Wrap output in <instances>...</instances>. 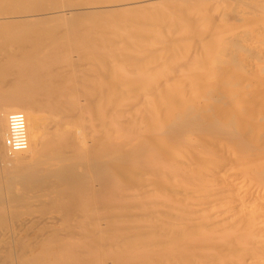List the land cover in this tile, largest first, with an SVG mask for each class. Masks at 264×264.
I'll use <instances>...</instances> for the list:
<instances>
[{
	"label": "bare ground",
	"instance_id": "obj_1",
	"mask_svg": "<svg viewBox=\"0 0 264 264\" xmlns=\"http://www.w3.org/2000/svg\"><path fill=\"white\" fill-rule=\"evenodd\" d=\"M0 264H264V0H0Z\"/></svg>",
	"mask_w": 264,
	"mask_h": 264
},
{
	"label": "built area",
	"instance_id": "obj_2",
	"mask_svg": "<svg viewBox=\"0 0 264 264\" xmlns=\"http://www.w3.org/2000/svg\"><path fill=\"white\" fill-rule=\"evenodd\" d=\"M5 145L12 153L23 152L26 150V126L25 119L22 114L13 113L9 115Z\"/></svg>",
	"mask_w": 264,
	"mask_h": 264
}]
</instances>
